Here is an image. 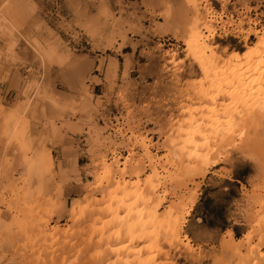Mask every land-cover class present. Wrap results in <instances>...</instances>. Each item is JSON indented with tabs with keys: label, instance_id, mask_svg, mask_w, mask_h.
Instances as JSON below:
<instances>
[{
	"label": "rangeland",
	"instance_id": "374dc122",
	"mask_svg": "<svg viewBox=\"0 0 264 264\" xmlns=\"http://www.w3.org/2000/svg\"><path fill=\"white\" fill-rule=\"evenodd\" d=\"M251 31L264 32V0H0V67L17 83L0 90V264L145 259L147 243H107L122 225L158 240L157 264H264V127L232 129L230 146L208 135L198 160L177 157L180 134L241 111L218 97L223 77L205 76L190 35L221 63L252 45ZM203 97L223 111L189 125ZM234 176L238 188L225 184ZM151 190L144 208L107 214L111 197L126 208ZM218 207L223 216L205 219L226 220L232 239L202 222ZM154 208L157 225L144 216ZM167 214L183 222V246L165 236Z\"/></svg>",
	"mask_w": 264,
	"mask_h": 264
},
{
	"label": "bare ground",
	"instance_id": "6f19581e",
	"mask_svg": "<svg viewBox=\"0 0 264 264\" xmlns=\"http://www.w3.org/2000/svg\"><path fill=\"white\" fill-rule=\"evenodd\" d=\"M249 34L254 39V42L252 43V45L246 44L247 40H245V50L242 54H236L233 58H230V59H228L224 62H221V63L217 59V55L215 52L216 47L213 44L206 45L205 37H197L194 34L190 35V40L187 44V49L192 53V55H193L192 57H194L196 61H200V62L201 61H207L208 68H207V71H204L205 76L210 77V78L223 77V79L221 80V82L219 83L218 88H217L218 97H220L222 99H227V100H230L233 98L235 100L233 102L238 101L236 103V105H238L241 108V111L238 110L240 112H239V116L237 119H236V115H235L236 110H234L232 112L231 116H229V117H227L225 115L221 116L220 119L222 120V122H220V126L217 129H211V130L206 129L204 132H199L198 130H195V133H190V134H188L189 129H187L188 131L183 133V135L180 134V137L183 139V140L181 139L180 143L178 144V146H179L178 150L179 151H178L177 157L180 160H183V159L186 161L198 160V154L195 153L196 147L194 146V144L197 140L201 141V144H206V142L208 141V138H207L208 135L213 136L214 138H216L218 136L221 141L227 142V145L229 144V146H230L231 142H236V141H234V139H235L234 135L232 137V133H229L232 129L235 130V128H236L238 130V131L236 130L237 133L239 135H241L243 130L248 128V127L251 129L252 128L255 129L259 126L264 127V32L260 33L259 31H251ZM237 64H239V65H237ZM234 65H237V66H234ZM221 69H223V70L220 71ZM222 84H225V86L219 87ZM201 95L199 97H201ZM206 98L207 97H205V99H204V97H203L204 100H208L207 103H209V105L206 103V101L202 100V98H198V102H201V101H204V102H202V106H200L201 108L199 107L200 109H197L194 112L195 115H194V117H192L190 119L189 125L194 124L195 122L200 121V120H202L204 122L205 121L204 118L208 114L212 116V115H216L218 112L223 111L224 106L219 105V104L217 105L215 103L216 102L215 99L210 100V99H206ZM208 98H210V97H208ZM229 110H231V109H229ZM229 110L224 111V113L229 114L230 113V112H228ZM233 115H235L234 119H233ZM236 120H237V122H236ZM259 122L261 123V125H258ZM251 129H250V131H251ZM205 157H203V158H205ZM205 173H206V171H204L201 174V177H203L205 175ZM125 187L127 188L128 186L127 185L124 186V188H123L124 191L126 189ZM132 187H134V186H132ZM133 190H135V188L132 189V191ZM148 192H149V190H148ZM153 192L154 191L151 190L150 194L148 193L149 194L148 195L149 200L146 198L147 201H145V199H144L145 196L143 197L141 194L138 195L139 197L138 196H136L134 198L131 197L132 204H131V206H129V207L127 206L126 208H123L122 198H117V196H113V197L110 196L111 198L109 200L107 214L109 213L110 215H112L111 216L112 221H114L115 215H113V214H114V212L117 211V209L118 210L122 209L124 212L130 214V213H132V211L134 210V208L136 206H139V202H141L140 207L144 208L146 205L149 204V202L154 200L153 199L154 198ZM134 193H135L134 195L138 194L137 191H135ZM127 197H129V195H127ZM197 199L198 198H197L196 194H194V193L191 194L189 196L188 200L186 202H184L182 205H180L181 207H177L178 208L177 212L181 210L180 212L182 215V213H183L182 211H183L184 207L187 208L186 206H188V208H189L188 212L186 211V209H184L185 210L184 213H187V215H188L189 212L194 207V205L196 204ZM182 201H184V200H182ZM159 204H160V201H159ZM158 205H157V207H158ZM157 207H155V208H157ZM155 208L153 211L149 212L148 214H145L144 216L147 218L148 222L157 225V223H159L158 222L159 217H157L155 214V211H156ZM174 208H176V207H174ZM170 214H172V213H170ZM175 214L176 213L174 212V214H172V215H175ZM168 216H169V214H167V216H166V223H167L166 228L168 230L167 231L168 235H165V236H167L169 238V240H171V242H170L171 244L173 242H176V243L178 242L181 245L183 243V240H182L183 238L181 239V237H180V229L182 227L183 222L179 221V219L177 217L170 219L173 216H170V217H168ZM179 216H180V214H179ZM180 220H183V219L180 218ZM153 224H151V225H153ZM226 235H228L229 239H232V237H233V233L231 230H228L226 232ZM107 237H108V239L107 238L106 239H107L108 244L110 243V241H113V240L119 241L120 239L127 240L128 245H131V246L134 243H147L148 248H147V250H145L147 257L145 259L143 258V259H139V260H134L133 264H157V263H155V258L158 256V254H160V251H159L160 247L158 244V240H156V238L153 235H149L147 233H140L138 230H136L134 228H130L127 226L123 227V225H122L121 231L111 233V235H109ZM181 246H183V245H181ZM185 246L188 248V245H185ZM235 247H237V246H235ZM126 248H128V247L126 246ZM125 250H127V249H125ZM185 250H186V248H185ZM236 250L240 251L239 247L236 248L235 251ZM232 251L234 252V250H232ZM103 253H104V251H103ZM238 254H239V252H237L236 254L235 253L232 254V256L236 255V258H237ZM249 254H250V252H249ZM164 256H166V253L164 254ZM238 259L239 258H237V260ZM115 264H132V262L129 261L128 256L126 255V256L121 257L120 259L117 258L115 260Z\"/></svg>",
	"mask_w": 264,
	"mask_h": 264
},
{
	"label": "trees",
	"instance_id": "16d2710c",
	"mask_svg": "<svg viewBox=\"0 0 264 264\" xmlns=\"http://www.w3.org/2000/svg\"><path fill=\"white\" fill-rule=\"evenodd\" d=\"M234 182L231 183L229 181H225V184L231 187H236L238 188L239 184L238 181L243 182L244 181V177L243 176H234ZM209 190H205V194L204 197L206 196L207 192ZM231 192L226 193L227 195L230 194ZM205 199H203L202 201H204ZM206 201V200H205ZM208 203H210V201L208 200ZM224 214V208L222 207H218L216 210H206V213L204 215H202L201 219L202 222L204 224H207L210 228H217L221 231H225L230 230L228 228H230V225L226 222V220H223L220 224H215L214 222H207L205 217H207V215L213 216V217H221ZM235 235L238 236V231L236 228H232ZM226 230V231H227Z\"/></svg>",
	"mask_w": 264,
	"mask_h": 264
},
{
	"label": "crops",
	"instance_id": "0c3cea01",
	"mask_svg": "<svg viewBox=\"0 0 264 264\" xmlns=\"http://www.w3.org/2000/svg\"><path fill=\"white\" fill-rule=\"evenodd\" d=\"M15 74L16 71L13 69V67L10 64H6L3 67H0V90L4 89L5 93H8L10 89L15 88V85L17 84L13 79ZM17 81L18 80H16V82ZM227 231H225V233Z\"/></svg>",
	"mask_w": 264,
	"mask_h": 264
}]
</instances>
